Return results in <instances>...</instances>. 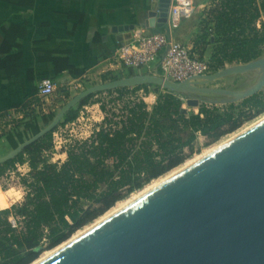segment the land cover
I'll list each match as a JSON object with an SVG mask.
<instances>
[{
    "label": "trees",
    "instance_id": "16d2710c",
    "mask_svg": "<svg viewBox=\"0 0 264 264\" xmlns=\"http://www.w3.org/2000/svg\"><path fill=\"white\" fill-rule=\"evenodd\" d=\"M0 1L34 8V0ZM196 27L192 51L204 60L208 47L211 48L207 61L211 73L264 55V0H210ZM0 32V71L11 80L18 77L20 41L26 29L4 22ZM46 43L40 41L36 45ZM36 51L43 54L40 62L51 67L50 80L65 72L80 76V71L69 63L67 51ZM123 74L133 76L135 72L124 69ZM114 79L101 76L102 82ZM149 88L156 93L151 108L143 99L131 98L138 91L147 94ZM101 94L116 95L109 102H121L120 109L115 113L99 102L104 115L101 122L89 138L67 147L62 164L50 162L56 129L0 164V178L16 165L27 164L29 168L21 179L28 190L24 202L0 212V264H32L119 202L181 167L198 152L195 146L199 137L206 140V146L213 145L264 114V92L220 107L201 104L197 112H188L183 108L185 98L156 86H139L83 99L66 113L59 127L74 122L81 108ZM51 116L44 117V121ZM24 124L32 136L40 131L31 119ZM11 144L17 147L12 140Z\"/></svg>",
    "mask_w": 264,
    "mask_h": 264
},
{
    "label": "water",
    "instance_id": "95a60500",
    "mask_svg": "<svg viewBox=\"0 0 264 264\" xmlns=\"http://www.w3.org/2000/svg\"><path fill=\"white\" fill-rule=\"evenodd\" d=\"M170 5L171 0H150L142 26L156 31L166 25ZM234 76L253 82L236 91L204 87ZM139 86H156L179 95L193 109L201 104H235L264 92V55L181 83L162 78L158 72L120 73L113 81L76 94L46 127L1 157L0 164L54 131L83 99ZM213 95L223 99H206ZM38 264H264V120Z\"/></svg>",
    "mask_w": 264,
    "mask_h": 264
},
{
    "label": "crops",
    "instance_id": "0c3cea01",
    "mask_svg": "<svg viewBox=\"0 0 264 264\" xmlns=\"http://www.w3.org/2000/svg\"><path fill=\"white\" fill-rule=\"evenodd\" d=\"M149 7L150 0H34V8L0 1V24L11 22L26 29V35L20 41L18 77L8 80L5 72L0 71V136L6 126L10 128L4 123L6 117L19 116V109L37 106V85L41 79L50 77L51 67L40 62L43 54L36 49L67 51L69 63L80 71L78 77L63 73L52 80L55 85L70 86L95 74L120 75L123 70L114 62L119 46L131 38L135 29L155 32L142 26ZM186 23L182 21L171 33L166 24L161 32L185 44L190 31ZM130 26L134 29L119 31ZM40 41L47 43L36 45ZM152 70L157 72L158 65Z\"/></svg>",
    "mask_w": 264,
    "mask_h": 264
},
{
    "label": "rangeland",
    "instance_id": "374dc122",
    "mask_svg": "<svg viewBox=\"0 0 264 264\" xmlns=\"http://www.w3.org/2000/svg\"><path fill=\"white\" fill-rule=\"evenodd\" d=\"M209 2H210V0H192V5L196 8V10H195L196 12L193 14V16L191 18L183 20V21L187 22L186 27L190 30L186 36L187 39L185 40L184 45L189 46L191 49H193L192 41H193L194 36L197 32L196 25L198 23L199 17L203 13V11L206 10V7L209 4ZM210 51H211V48L208 47L207 52L205 53L204 58H203L204 60L208 61ZM225 67H229V65H227ZM96 75L97 74H95V76H86L84 78H81L77 81V83H74L70 86L55 85L56 91H55L54 95L52 97H49L47 100H43V99H39V98L35 99V103L37 106L34 109H32V110H30V108L19 109V111H20L19 116H16V117L11 116L10 118L6 117V119H5L6 122H4V123L6 125H10V128H7V126H6L5 129L1 133L2 135L0 136V158L7 155L12 150H14L15 147L13 148V146L11 144V140L16 142L17 143L16 146H18L21 144V142H25L32 137V134H31L29 128L26 127L24 123H26L27 121H29L31 119L32 123L35 124L39 128V130L41 131L44 127H46L51 122L52 118L58 113V111L61 109V107L63 105H65L76 94H78L79 92H81V91H83L89 87H92V86H95V85H98L101 83L113 81V80H109L106 82H102L101 76L107 75V78H113L114 77L115 79H117L119 77V75H116L113 73H106V74H102L100 76H98V75L96 76ZM252 82L253 81L248 82V79L246 77L234 76V77H227V78L215 81V82H211V83L205 85L204 87L213 88V89H226V90L236 91V90H243V89L247 88L248 86L251 85ZM152 96L155 97V101H156V93H155L154 88H149V91L147 94H145L142 91H138L135 93V97H131V98L132 99L133 98L143 99L145 101V103L147 104L148 108H151L155 102L149 103L148 98L152 97ZM115 97H116V95L108 96L106 94H101L99 96L94 97L87 106L81 108V110L79 111L77 119L73 123H69V124H66V125L60 126V127L58 126L56 128V130L54 131L53 136H52L56 151L54 150V153H53L54 155H50V162H52V163L64 162L66 160V155L64 158V156H60V154H62V152H64L67 149V147L70 144H72L74 141H81V140L88 138V136L90 135V132L92 130H94L96 125H98L101 122V120L104 116L103 113H101V111L99 110V104H98L99 102L104 104L107 110L112 109L113 112L117 113V111L121 107V102H117L115 104H112L111 102H109L110 100L114 99ZM206 99L221 100L223 98L213 95V96H207ZM217 106L220 107L221 105H217ZM183 108L188 112H190V111L197 112L196 109L187 107L186 103H184ZM49 115H52L51 118H49L47 120V122H45L43 118L48 117ZM262 115H260V116H262ZM260 116L256 117L255 119L259 118ZM255 119L245 123L236 132L247 127V125L252 123V121H254ZM236 132H234V133H236ZM234 133L225 136L224 138H222L217 143H215L213 145H209V146L205 145L206 140L204 138L199 137L198 141L196 143V146H195V149L198 150V152L195 153L187 161L194 159L195 157L199 156L200 154L202 155V153H204L205 151H208V150H211L213 148L218 147L219 144L225 142ZM21 166H23V165H16V168L13 171L7 173L6 176H4L3 178H0V189L2 191H7L9 188H22V189H24L25 193L27 194L28 190L22 184L21 179L23 177H25L28 172L25 174H21L18 171V167H21ZM182 166L179 167L178 169L182 168ZM178 169L172 171L171 173L177 171ZM171 173L167 174L166 176H164L162 178L165 179ZM154 183H157V181H153L149 185L154 184ZM146 187H144L141 191H143ZM138 192H140V191H138ZM138 192H135L132 195H135ZM26 194L24 195V198L21 202H18L17 204H14V205L22 204L25 200ZM132 195H130V196H132ZM130 196L128 198H130ZM118 204H116L113 207V209L116 208L118 206ZM20 224L18 226L21 227ZM92 224H90V225H92ZM90 225H88V226H90ZM88 226H86V227H88ZM85 228H83V229H85Z\"/></svg>",
    "mask_w": 264,
    "mask_h": 264
},
{
    "label": "built area",
    "instance_id": "2783aa9c",
    "mask_svg": "<svg viewBox=\"0 0 264 264\" xmlns=\"http://www.w3.org/2000/svg\"><path fill=\"white\" fill-rule=\"evenodd\" d=\"M195 10L192 0H171L167 22L168 32L176 31L184 19L193 16ZM114 62L122 70L130 69L135 73L137 71L154 73L152 69L157 64L158 75L176 83L211 74L206 60H200L189 46L171 39L165 32L146 33L135 29L131 38L119 46L114 55ZM55 91V83L49 78L41 79L37 85L39 99L47 100L54 95ZM54 150L56 151L55 146ZM53 153L51 155H54ZM60 156H65V151ZM12 223L15 224L14 221Z\"/></svg>",
    "mask_w": 264,
    "mask_h": 264
},
{
    "label": "bare ground",
    "instance_id": "6f19581e",
    "mask_svg": "<svg viewBox=\"0 0 264 264\" xmlns=\"http://www.w3.org/2000/svg\"><path fill=\"white\" fill-rule=\"evenodd\" d=\"M264 120V114L262 116H260L259 118L255 119L254 121H252V123L248 124L247 127L239 130L238 132L234 133L233 135H231L225 142L219 144L218 147L213 148L211 150L205 151L204 153H202V155L200 154L199 156L195 157L192 160L187 161L182 168L178 169L177 171L171 173L168 177H166L165 179L160 178L157 181V183L148 185L143 191L138 192L135 195L130 196V198L126 199L125 201H121L119 202L118 206L116 208H112L111 210H109L104 216H102L101 218H99L95 223H93L92 225L86 227L85 229L77 232L76 234H74L67 242L63 243L62 245L56 247L53 250L50 251H46L42 254V256H40V258L38 260H36L34 263L32 264H38L41 261L45 260L46 258H48L49 256H51L52 254H54L55 252H57L58 250H60L61 248H63L64 246H66L67 244H69L70 242H72L73 240L77 239L78 237H80L81 235H83L84 233H86V231L90 230L91 228H93L94 226L98 225L99 223H101L102 221L106 220L107 218H109L110 216L114 215L115 213H117L118 211H120L121 209H123L124 207H126L127 205L131 204L132 202H134L135 200H137L138 198L142 197L143 195H145L146 193H148L149 191H151L152 189H154L155 187H157L158 185H160L161 183L165 182L166 180L170 179L171 177H173L174 175H176L177 173H179L180 171L186 169L187 167H189L190 165L194 164L195 162L199 161L200 159L204 158L205 156H207L208 154H210L211 152L215 151L216 149H218L219 147H221L222 145L226 144L227 142L231 141L232 139L236 138L237 136L241 135L242 133H244L245 131H247L248 129L254 127L255 125H257L258 123H260L261 121Z\"/></svg>",
    "mask_w": 264,
    "mask_h": 264
},
{
    "label": "clouds",
    "instance_id": "9594fccd",
    "mask_svg": "<svg viewBox=\"0 0 264 264\" xmlns=\"http://www.w3.org/2000/svg\"><path fill=\"white\" fill-rule=\"evenodd\" d=\"M148 102L154 103L155 97L154 96L149 97ZM18 171L21 174H25L29 171V168L27 164H25L21 167H18ZM25 194L26 193L24 189L22 188H9L7 191L0 190V212L8 210L12 207V205L17 204L18 202H21ZM9 220H11V217H9Z\"/></svg>",
    "mask_w": 264,
    "mask_h": 264
}]
</instances>
